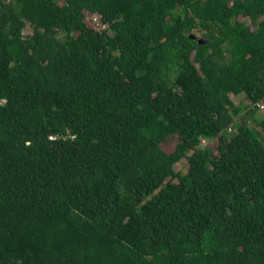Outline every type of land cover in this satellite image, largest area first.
<instances>
[{"label":"trees","instance_id":"obj_1","mask_svg":"<svg viewBox=\"0 0 264 264\" xmlns=\"http://www.w3.org/2000/svg\"><path fill=\"white\" fill-rule=\"evenodd\" d=\"M260 106L264 0H0V264H264Z\"/></svg>","mask_w":264,"mask_h":264},{"label":"rangeland","instance_id":"obj_2","mask_svg":"<svg viewBox=\"0 0 264 264\" xmlns=\"http://www.w3.org/2000/svg\"><path fill=\"white\" fill-rule=\"evenodd\" d=\"M92 20L97 22V15H94L92 17ZM239 20H241V19H239ZM31 32H32L31 26L29 24H27V26L23 30L24 36H29L31 34ZM231 99L233 100V102L235 104H238V105L241 106L242 112H244L246 110L247 105H248V101L245 98L244 94H240V95H237V96L231 95ZM263 116H264V109H261V108L258 109V111H256V113H255V117L257 119H259V118H261ZM236 119H237V121H239V118H236ZM206 143L207 142L203 143V145H205ZM174 145H175V140L163 144L162 147H163V149L165 151L169 152V151L172 150V147ZM212 145L213 144H211L210 146H212ZM185 165H186L185 160H181L179 163L174 165V169H175V171H183L185 169Z\"/></svg>","mask_w":264,"mask_h":264},{"label":"built area","instance_id":"obj_3","mask_svg":"<svg viewBox=\"0 0 264 264\" xmlns=\"http://www.w3.org/2000/svg\"><path fill=\"white\" fill-rule=\"evenodd\" d=\"M260 108L262 109V107L260 106Z\"/></svg>","mask_w":264,"mask_h":264}]
</instances>
